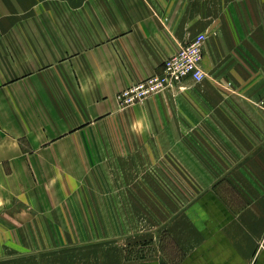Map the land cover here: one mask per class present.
<instances>
[{
    "label": "crops",
    "instance_id": "crops-1",
    "mask_svg": "<svg viewBox=\"0 0 264 264\" xmlns=\"http://www.w3.org/2000/svg\"><path fill=\"white\" fill-rule=\"evenodd\" d=\"M245 3L0 0V241L25 225L72 230L81 264H264V0ZM200 33L202 81L119 105Z\"/></svg>",
    "mask_w": 264,
    "mask_h": 264
},
{
    "label": "rangeland",
    "instance_id": "rangeland-1",
    "mask_svg": "<svg viewBox=\"0 0 264 264\" xmlns=\"http://www.w3.org/2000/svg\"><path fill=\"white\" fill-rule=\"evenodd\" d=\"M240 1L246 2L242 7L247 12H252L250 0ZM233 7H236V5L233 6L230 3L229 5H224L225 11H230ZM245 22L248 23L247 21ZM75 231L77 233L80 232V230ZM70 232L72 233V230L68 229L45 230L35 229L34 227L28 229L25 225L11 230L2 229L0 264H81V255L88 254L89 252V250H83L88 247L87 245L57 243L58 240L62 239L64 234L67 236ZM17 234H20V236H17ZM15 240L17 243L12 244ZM31 240L35 243H32ZM39 241H42V244ZM83 251L85 252L82 253Z\"/></svg>",
    "mask_w": 264,
    "mask_h": 264
},
{
    "label": "built area",
    "instance_id": "built-area-1",
    "mask_svg": "<svg viewBox=\"0 0 264 264\" xmlns=\"http://www.w3.org/2000/svg\"><path fill=\"white\" fill-rule=\"evenodd\" d=\"M206 40L207 34L196 35L165 60L162 72L121 90L116 96L119 105L128 107L144 102L154 94L172 91L186 78L202 81L206 75L202 68Z\"/></svg>",
    "mask_w": 264,
    "mask_h": 264
}]
</instances>
